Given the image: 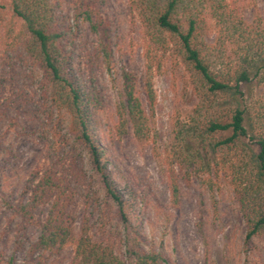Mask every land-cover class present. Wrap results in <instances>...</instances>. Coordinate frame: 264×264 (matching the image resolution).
Segmentation results:
<instances>
[{
  "label": "trees",
  "instance_id": "obj_1",
  "mask_svg": "<svg viewBox=\"0 0 264 264\" xmlns=\"http://www.w3.org/2000/svg\"><path fill=\"white\" fill-rule=\"evenodd\" d=\"M4 1L0 9L12 21L0 70L20 69V79L7 93L13 80L0 74V120L44 141L48 155L20 189L0 193L10 225L19 228L12 242L0 243V264H17L21 255L59 264L56 257L67 248L69 264H179L165 244L174 216L161 207L163 231L148 229V213L160 205L154 190L106 146L108 131L154 141L153 78L166 63L186 74L194 98L187 115L174 117L161 158L170 208L179 209L181 187L193 180L214 209L216 196L228 191L245 226V245L260 248L264 15H247L256 0H128L141 28L144 67L140 78L127 70L119 75L111 123L93 81L98 67L111 73L115 56L108 1ZM84 28L95 38L84 51L89 76L74 63ZM25 118L36 126L25 128ZM9 149L0 140V156Z\"/></svg>",
  "mask_w": 264,
  "mask_h": 264
},
{
  "label": "rangeland",
  "instance_id": "obj_2",
  "mask_svg": "<svg viewBox=\"0 0 264 264\" xmlns=\"http://www.w3.org/2000/svg\"><path fill=\"white\" fill-rule=\"evenodd\" d=\"M109 18L113 22L112 39L115 56L111 73L97 68L93 81L96 91L104 93L105 112L112 121L114 101L116 99L115 85L119 75L124 70L137 74L140 78L144 67L142 51L143 40L138 21L130 13L128 0H107ZM8 1L0 0V5H7ZM67 10V9H66ZM264 15V0H256V6L249 9L247 15L253 18L254 13ZM7 10L0 9V63L6 52L7 28L12 21ZM78 51L75 65L78 70L85 72V48L92 49L95 38L86 28L79 33ZM85 51V52H84ZM0 70L5 74L2 78L12 79L11 84L5 85V92H12L18 84L19 76L16 69ZM87 76L89 74L85 72ZM30 89V83L25 84ZM25 85L22 88H25ZM154 95L156 105L152 115V137L154 141L145 144L135 141L131 136L119 137L115 133L107 132L106 146L115 157L118 164L131 171L145 185H151L155 192L156 206L148 213V229L154 233L163 231L160 208L166 209L174 216L169 231H166L165 244L168 251L178 259L179 264H264V241L259 240L260 248L245 245V226L233 196L228 192H221L216 196L218 208L214 209L209 196L205 195L197 181L184 183L181 187L180 207L178 210L170 208L169 192L162 156L171 141L172 123L174 117L185 116L189 113L194 98L188 84V77L177 66L166 63L154 75ZM2 93V89L0 90ZM1 101V97H0ZM25 128L33 129L36 121L24 119ZM19 129H9L0 120V140L4 147L9 146L7 153L0 156V193L20 189L31 172L47 161V144L32 135H21ZM156 204H154L155 206ZM84 212L77 209L78 221ZM10 211L4 205L0 195V243H4L19 230L18 226L10 225ZM12 239H9V242ZM72 249H65L56 262L69 264ZM37 256L25 260L19 256L17 264H37Z\"/></svg>",
  "mask_w": 264,
  "mask_h": 264
}]
</instances>
